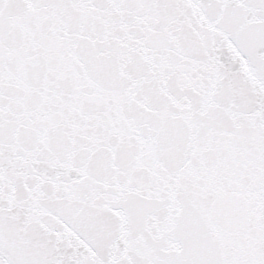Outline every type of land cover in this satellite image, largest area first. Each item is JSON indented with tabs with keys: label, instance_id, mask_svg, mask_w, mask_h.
<instances>
[{
	"label": "snow or ice",
	"instance_id": "1",
	"mask_svg": "<svg viewBox=\"0 0 264 264\" xmlns=\"http://www.w3.org/2000/svg\"><path fill=\"white\" fill-rule=\"evenodd\" d=\"M0 264H264V0H0Z\"/></svg>",
	"mask_w": 264,
	"mask_h": 264
}]
</instances>
